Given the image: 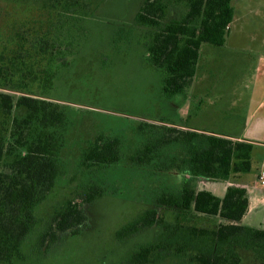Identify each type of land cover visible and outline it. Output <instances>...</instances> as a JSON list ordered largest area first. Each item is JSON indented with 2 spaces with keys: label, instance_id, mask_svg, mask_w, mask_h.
Masks as SVG:
<instances>
[{
  "label": "trees",
  "instance_id": "16d2710c",
  "mask_svg": "<svg viewBox=\"0 0 264 264\" xmlns=\"http://www.w3.org/2000/svg\"><path fill=\"white\" fill-rule=\"evenodd\" d=\"M103 1L0 0V264H24L31 250L43 251L46 244L78 234L88 224L85 206L71 199L55 207L48 223L41 221L55 186L77 181L69 172L72 163L78 177L88 178L79 185L92 205L101 192L94 173L128 157L123 137L112 132L76 139L85 109L53 96L72 69L75 78L83 76L74 67L92 34L86 23L99 18ZM231 3L143 0L134 29L138 36L139 27L143 55L162 74L168 97L190 88L203 44L224 45L234 18ZM118 40L110 41L113 51H120ZM92 52L102 56L101 62L107 55L97 48ZM155 121L160 123L138 125L135 133L142 144L128 159L144 165L161 160L160 169L172 170L180 180L154 198L156 205L142 223L162 224L166 211L184 221L195 215L214 218L218 222L210 231L189 229L207 237L202 244L208 250L192 252L189 264H243L238 248L254 251L264 264V228L242 224L250 209L248 188L231 184L219 198L190 185L192 178L227 182L232 175L249 173L253 142L189 128L188 123ZM140 248L148 252L145 245Z\"/></svg>",
  "mask_w": 264,
  "mask_h": 264
},
{
  "label": "rangeland",
  "instance_id": "374dc122",
  "mask_svg": "<svg viewBox=\"0 0 264 264\" xmlns=\"http://www.w3.org/2000/svg\"><path fill=\"white\" fill-rule=\"evenodd\" d=\"M142 2L104 0L99 18L86 23L92 34L87 41L86 53L74 67L80 68L79 73L83 76L75 78L72 69L71 77L68 76L66 84L62 85L64 87L53 93L57 99L85 109L83 118L76 124L79 127L74 133L76 139L90 138L101 131L112 132L123 137L125 154L129 157L142 144L135 133L142 122L159 124L155 120L164 118L232 133L229 122L236 118L233 114L243 112L242 104L233 101V89L223 92L213 89L220 80L229 82V78L235 76V73L230 75L232 71L224 60L229 59L231 52L227 51L228 55H225L221 47L203 44L201 51L209 57L207 64L197 70L186 92L168 97L163 89L162 74L143 55L139 27L138 36L134 29V19ZM117 39L121 44L118 46L120 51H113L110 41ZM95 48L107 54L102 62V56L93 54ZM220 57L221 62L215 66V59ZM203 70L206 71V85L210 87L204 92L202 83L197 82ZM250 73L247 69L240 74L245 79L244 76ZM256 150L253 158L262 159L264 146H258ZM128 157L94 173L101 192L92 205L86 203L85 191L79 185L88 178L84 175L78 177L76 164L72 163L69 172L75 173L77 181H60L55 186L51 202L43 213L46 219L41 221L48 223L55 207L71 199L85 206L88 224L78 234H64L50 247L46 244L43 251L31 250L29 260L24 264H189L192 252L208 251L202 244L207 237H199L189 229L197 226L210 231L218 222L214 218L195 215L192 220L184 221L176 213L162 212L160 208L165 219L160 226L142 223L149 208L156 205L154 198L164 194L168 186L175 185L172 183L178 184L180 176L172 170L160 169L163 166L161 160L144 165L131 162ZM230 180L234 182L235 177ZM190 181L193 187L210 190L219 198L227 190L224 182L200 178ZM242 224L264 228V203L257 211H248ZM143 245L148 252L142 251L140 247ZM140 251L142 256L146 253L148 256L137 255ZM237 251L244 258L243 264H262L263 260L257 259L254 251L241 248Z\"/></svg>",
  "mask_w": 264,
  "mask_h": 264
},
{
  "label": "crops",
  "instance_id": "0c3cea01",
  "mask_svg": "<svg viewBox=\"0 0 264 264\" xmlns=\"http://www.w3.org/2000/svg\"><path fill=\"white\" fill-rule=\"evenodd\" d=\"M234 18L228 27L227 39L222 48V54L228 55L227 61L229 69L232 71L229 82L220 80L213 87L215 90H232L235 102H240L243 107L242 113L233 114L235 119L229 122V130L225 132L232 138H238L253 142L254 154L258 146H264V0H232ZM203 45L201 50L203 49ZM227 53V54H226ZM201 51V58L198 61V70L205 67L209 57ZM226 58V57H225ZM220 59H215V66ZM211 67V65H210ZM214 68V65H213ZM247 69L250 75L243 79V74ZM206 70V68H205ZM197 77V82L202 83L203 92L209 90L206 85V71ZM243 70V72H241ZM212 72V68H211ZM203 75V76H202ZM206 85V86H205ZM234 85V86H231ZM231 86V88H229ZM230 99V97L228 98ZM189 128H200L201 130L218 131L216 129H204L200 126H190ZM252 154L253 167L249 173L232 175L235 181L224 182L226 189L231 184L248 188L250 196V209L258 210L260 204L264 203V185L258 182L259 174L264 171V156L261 159ZM263 155V154H262ZM220 191V188H219Z\"/></svg>",
  "mask_w": 264,
  "mask_h": 264
},
{
  "label": "built area",
  "instance_id": "2783aa9c",
  "mask_svg": "<svg viewBox=\"0 0 264 264\" xmlns=\"http://www.w3.org/2000/svg\"><path fill=\"white\" fill-rule=\"evenodd\" d=\"M258 182L261 184V185H264V171H262L259 176H258Z\"/></svg>",
  "mask_w": 264,
  "mask_h": 264
}]
</instances>
